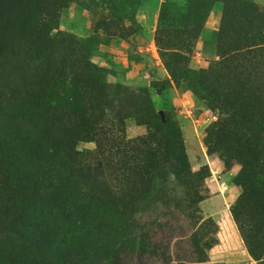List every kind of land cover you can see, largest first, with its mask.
<instances>
[{
    "label": "rangeland",
    "instance_id": "374dc122",
    "mask_svg": "<svg viewBox=\"0 0 264 264\" xmlns=\"http://www.w3.org/2000/svg\"><path fill=\"white\" fill-rule=\"evenodd\" d=\"M0 212L3 261L264 264V0H0Z\"/></svg>",
    "mask_w": 264,
    "mask_h": 264
},
{
    "label": "trees",
    "instance_id": "16d2710c",
    "mask_svg": "<svg viewBox=\"0 0 264 264\" xmlns=\"http://www.w3.org/2000/svg\"><path fill=\"white\" fill-rule=\"evenodd\" d=\"M105 198V195H104ZM101 199V203H103V205L105 207L108 206V204L110 202L106 201L105 199ZM92 203H85L84 205L78 207L77 209H72L70 210V218L74 219V220H80L81 216L79 215V213H81L82 211H84V213L86 215H91L92 209ZM56 209V208H55ZM55 212H57V210H55ZM109 213V216L114 217L115 215L112 213V211L107 212ZM2 217V212H0V224L6 225V224H11V225H15L18 226V221L14 220L13 217H6L1 219ZM55 217V215H54ZM90 225H92L90 223ZM120 227H122L121 224H118V227H113L110 229V231L108 233H106V231L109 229L106 226H103V232H101V235L103 236V239L101 238L100 240H98L97 244H98V248L95 246H92V241L90 242V248L87 249L86 253L84 254V260H86V264H127L125 263L126 258L123 257V254L126 253V251L132 252V253H138V252H142V254H146V252L149 253V249L147 247L146 242H136L134 244L133 247H131L130 245H128L130 243V241L128 240L127 235H123L124 231L122 232ZM86 231L89 235V237H96V232H97V227L95 225V221L93 223L92 226H89V228H86ZM14 234H19V231L16 230V232H14ZM47 234H43L39 239L41 241L40 244H35L34 248H37L38 246H41L43 248L49 246V241H48V236ZM28 237L33 238L27 231V229H24L23 234L20 238V241L18 239V242L16 244H14L12 247L14 248L11 249L10 251V255H9V259L7 260H0V264H19V243L23 242L24 240H26ZM76 245L74 243L71 244V247H75L77 245H79L82 250H85V247L83 246L85 244V240L82 243L75 241ZM128 245V248L126 246V251L124 249L123 246ZM130 246V247H129ZM24 248L28 249L29 244L25 243ZM140 253H138L140 255ZM54 254H55V261H57L55 264H60V252L58 249H54ZM179 264H185V263H179Z\"/></svg>",
    "mask_w": 264,
    "mask_h": 264
}]
</instances>
